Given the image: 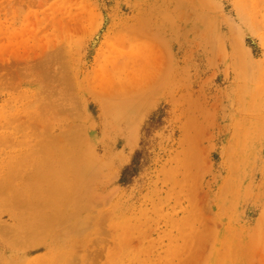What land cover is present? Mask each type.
I'll use <instances>...</instances> for the list:
<instances>
[{
  "label": "rangeland",
  "instance_id": "374dc122",
  "mask_svg": "<svg viewBox=\"0 0 264 264\" xmlns=\"http://www.w3.org/2000/svg\"><path fill=\"white\" fill-rule=\"evenodd\" d=\"M0 264H264V0H0Z\"/></svg>",
  "mask_w": 264,
  "mask_h": 264
},
{
  "label": "trees",
  "instance_id": "16d2710c",
  "mask_svg": "<svg viewBox=\"0 0 264 264\" xmlns=\"http://www.w3.org/2000/svg\"><path fill=\"white\" fill-rule=\"evenodd\" d=\"M147 128L149 129L150 127H147ZM148 129H146V131H147ZM142 155H143L142 153H136L135 156H134V163H135V162L137 161V159H139Z\"/></svg>",
  "mask_w": 264,
  "mask_h": 264
},
{
  "label": "bare ground",
  "instance_id": "6f19581e",
  "mask_svg": "<svg viewBox=\"0 0 264 264\" xmlns=\"http://www.w3.org/2000/svg\"><path fill=\"white\" fill-rule=\"evenodd\" d=\"M67 189V187H65ZM68 191V190H67Z\"/></svg>",
  "mask_w": 264,
  "mask_h": 264
}]
</instances>
